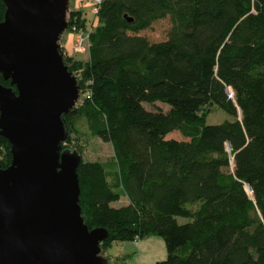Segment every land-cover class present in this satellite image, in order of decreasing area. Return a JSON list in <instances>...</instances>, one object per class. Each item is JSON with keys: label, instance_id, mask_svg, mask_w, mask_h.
I'll return each mask as SVG.
<instances>
[{"label": "trees", "instance_id": "1", "mask_svg": "<svg viewBox=\"0 0 264 264\" xmlns=\"http://www.w3.org/2000/svg\"><path fill=\"white\" fill-rule=\"evenodd\" d=\"M5 11L0 0V21ZM94 14L90 29L68 14L89 58L65 53L82 93L65 118L71 133L83 113L114 147L78 168L85 222L110 232L101 246L158 234L168 255L157 264H264V0H105ZM166 18L167 39L139 34ZM159 101L169 110L145 106ZM212 106L233 119L208 124ZM0 153L7 167L3 136Z\"/></svg>", "mask_w": 264, "mask_h": 264}, {"label": "water", "instance_id": "2", "mask_svg": "<svg viewBox=\"0 0 264 264\" xmlns=\"http://www.w3.org/2000/svg\"><path fill=\"white\" fill-rule=\"evenodd\" d=\"M2 1L0 72L10 85L0 84V136L12 161H0V264H109L110 232L82 215V155L64 149L65 115L81 96L61 44L70 0Z\"/></svg>", "mask_w": 264, "mask_h": 264}, {"label": "rangeland", "instance_id": "3", "mask_svg": "<svg viewBox=\"0 0 264 264\" xmlns=\"http://www.w3.org/2000/svg\"><path fill=\"white\" fill-rule=\"evenodd\" d=\"M94 7L93 0H70V10H81L88 20L89 29L96 19V15L93 12ZM171 25L169 18H166L157 21L151 28L142 30L139 34L148 37L151 41H162L167 39ZM86 37L85 41L80 43L81 47H79L77 32L68 28L61 38V44L66 46L64 53L69 51L70 54H74L75 58L87 60L89 58V40L87 35ZM77 75V79L79 80L80 73L78 72ZM77 75L75 76L77 77ZM80 99H82L81 96ZM145 106L150 109L158 108L164 111H168L170 108L168 104L160 101L154 104L145 103ZM232 119L233 116L219 106H212L207 122L208 124H220ZM71 122V133L68 141L64 143L66 149L72 150L78 148L81 150L80 154L87 161H105L113 158L114 147L112 143L104 142L90 132L83 113H78L77 116L72 118ZM169 137L180 140L190 139L185 137L180 131L172 132ZM0 158H3L1 153ZM127 202L128 200L122 197L120 201L114 202L113 205L121 206ZM178 220L181 223H185L190 219L179 217ZM101 253L108 259L109 264H157L158 261L165 260L168 255L166 241L158 234H151L131 240L113 241L107 245H102Z\"/></svg>", "mask_w": 264, "mask_h": 264}, {"label": "built area", "instance_id": "4", "mask_svg": "<svg viewBox=\"0 0 264 264\" xmlns=\"http://www.w3.org/2000/svg\"><path fill=\"white\" fill-rule=\"evenodd\" d=\"M104 1H105V0H93L94 5H95V7H94V9H93V12H94V13H97V12L99 11V6H100ZM85 38H87V37H86V35H85L83 32H79V33H77V42L79 43V47H81V46H80V43L84 42V41H85Z\"/></svg>", "mask_w": 264, "mask_h": 264}, {"label": "crops", "instance_id": "5", "mask_svg": "<svg viewBox=\"0 0 264 264\" xmlns=\"http://www.w3.org/2000/svg\"><path fill=\"white\" fill-rule=\"evenodd\" d=\"M62 45H63V44H62ZM63 47H64V48H65V50H66V46H65V45H63ZM66 52H67L69 55H74V54H72V53L70 54V53H69V51H66Z\"/></svg>", "mask_w": 264, "mask_h": 264}, {"label": "flooded vegetation", "instance_id": "6", "mask_svg": "<svg viewBox=\"0 0 264 264\" xmlns=\"http://www.w3.org/2000/svg\"><path fill=\"white\" fill-rule=\"evenodd\" d=\"M64 149H66V147L64 146ZM2 164V163H1ZM2 167H3V165H2Z\"/></svg>", "mask_w": 264, "mask_h": 264}]
</instances>
